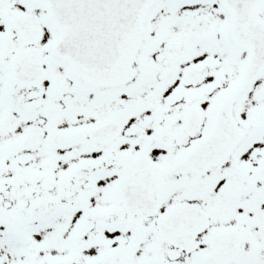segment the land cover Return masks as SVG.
Segmentation results:
<instances>
[{"label": "snow or ice", "instance_id": "1", "mask_svg": "<svg viewBox=\"0 0 264 264\" xmlns=\"http://www.w3.org/2000/svg\"><path fill=\"white\" fill-rule=\"evenodd\" d=\"M0 264H264V0H0Z\"/></svg>", "mask_w": 264, "mask_h": 264}]
</instances>
